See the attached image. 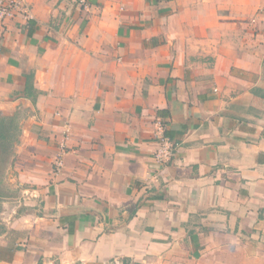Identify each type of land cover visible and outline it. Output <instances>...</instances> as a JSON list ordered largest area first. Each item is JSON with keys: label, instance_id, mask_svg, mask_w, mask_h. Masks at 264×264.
Wrapping results in <instances>:
<instances>
[{"label": "crops", "instance_id": "0c3cea01", "mask_svg": "<svg viewBox=\"0 0 264 264\" xmlns=\"http://www.w3.org/2000/svg\"><path fill=\"white\" fill-rule=\"evenodd\" d=\"M19 1L0 264H264V0Z\"/></svg>", "mask_w": 264, "mask_h": 264}, {"label": "built area", "instance_id": "2783aa9c", "mask_svg": "<svg viewBox=\"0 0 264 264\" xmlns=\"http://www.w3.org/2000/svg\"><path fill=\"white\" fill-rule=\"evenodd\" d=\"M75 2L81 9H87L90 5V0H75ZM21 9H23V6L22 2L19 0H13L0 4V21L13 17V15L21 11ZM68 131V127L65 126L62 140L58 144L59 150L52 163L54 173H58L63 167V157L66 154L65 141ZM157 132L156 139L158 148L153 153V160L157 165L164 167L171 160L175 150V145L169 138L165 136L163 126H159Z\"/></svg>", "mask_w": 264, "mask_h": 264}, {"label": "trees", "instance_id": "16d2710c", "mask_svg": "<svg viewBox=\"0 0 264 264\" xmlns=\"http://www.w3.org/2000/svg\"><path fill=\"white\" fill-rule=\"evenodd\" d=\"M30 81H31V77H28V76H27V91H30V90H31L30 88H32V87H30ZM1 147H2V146H1ZM2 148H4V145H3Z\"/></svg>", "mask_w": 264, "mask_h": 264}, {"label": "rangeland", "instance_id": "374dc122", "mask_svg": "<svg viewBox=\"0 0 264 264\" xmlns=\"http://www.w3.org/2000/svg\"><path fill=\"white\" fill-rule=\"evenodd\" d=\"M5 158H0V174H1V170L3 169V167H5L4 162Z\"/></svg>", "mask_w": 264, "mask_h": 264}]
</instances>
